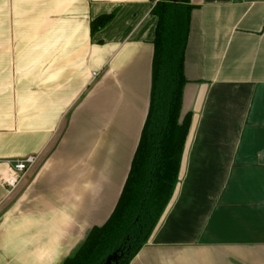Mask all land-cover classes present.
Instances as JSON below:
<instances>
[{
    "label": "crops",
    "instance_id": "0c3cea01",
    "mask_svg": "<svg viewBox=\"0 0 264 264\" xmlns=\"http://www.w3.org/2000/svg\"><path fill=\"white\" fill-rule=\"evenodd\" d=\"M155 1L0 0V177L38 156L0 184V264H61L111 214L148 112ZM190 3L177 183L128 264H264V0Z\"/></svg>",
    "mask_w": 264,
    "mask_h": 264
},
{
    "label": "trees",
    "instance_id": "16d2710c",
    "mask_svg": "<svg viewBox=\"0 0 264 264\" xmlns=\"http://www.w3.org/2000/svg\"><path fill=\"white\" fill-rule=\"evenodd\" d=\"M190 0H156L152 40V84L147 116L120 196L106 221L92 226L76 252L61 264H128L158 224L178 178L191 113L180 119L184 53L192 10ZM100 14L89 22L93 36L114 17ZM264 27V23H263Z\"/></svg>",
    "mask_w": 264,
    "mask_h": 264
},
{
    "label": "built area",
    "instance_id": "2783aa9c",
    "mask_svg": "<svg viewBox=\"0 0 264 264\" xmlns=\"http://www.w3.org/2000/svg\"><path fill=\"white\" fill-rule=\"evenodd\" d=\"M96 72L92 76H96ZM37 155H27L21 159L7 160V169L0 177V184L6 188L8 193L14 191L24 180L27 172L36 163Z\"/></svg>",
    "mask_w": 264,
    "mask_h": 264
},
{
    "label": "water",
    "instance_id": "95a60500",
    "mask_svg": "<svg viewBox=\"0 0 264 264\" xmlns=\"http://www.w3.org/2000/svg\"><path fill=\"white\" fill-rule=\"evenodd\" d=\"M171 1H172V2H176L177 0H171ZM116 257H117V253L114 252L112 255H110V256L107 258V260H106V262H105L104 264H111V262H112L113 260H115Z\"/></svg>",
    "mask_w": 264,
    "mask_h": 264
},
{
    "label": "rangeland",
    "instance_id": "374dc122",
    "mask_svg": "<svg viewBox=\"0 0 264 264\" xmlns=\"http://www.w3.org/2000/svg\"><path fill=\"white\" fill-rule=\"evenodd\" d=\"M33 32V30H31Z\"/></svg>",
    "mask_w": 264,
    "mask_h": 264
}]
</instances>
